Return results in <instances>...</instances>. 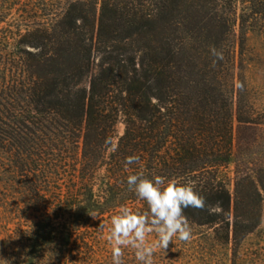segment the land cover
<instances>
[{
    "label": "trees",
    "instance_id": "1",
    "mask_svg": "<svg viewBox=\"0 0 264 264\" xmlns=\"http://www.w3.org/2000/svg\"><path fill=\"white\" fill-rule=\"evenodd\" d=\"M237 10L238 0H0V24L19 21L0 36L22 58L2 71L0 146L25 182L28 206L49 210L31 232L39 252L42 238L58 230L54 219L91 218L142 200L127 185L139 172L191 182L205 205L184 215L214 226L221 242L237 247L261 225L264 167L230 173L235 121L260 117L242 97L236 105L235 86L225 82L223 60L213 65L209 46L227 50ZM207 14L221 20L203 23ZM186 35L200 41L188 47ZM95 53L99 68L89 75ZM86 76L89 88L79 86ZM121 119L126 130L115 143ZM132 155L139 163L126 166ZM67 161L76 166L66 179H50L45 163ZM63 223L69 246L72 228Z\"/></svg>",
    "mask_w": 264,
    "mask_h": 264
},
{
    "label": "rangeland",
    "instance_id": "2",
    "mask_svg": "<svg viewBox=\"0 0 264 264\" xmlns=\"http://www.w3.org/2000/svg\"><path fill=\"white\" fill-rule=\"evenodd\" d=\"M207 10L211 14L210 4ZM13 14L14 18H18L20 11L14 9ZM208 14L202 20L203 23L213 24L221 20ZM231 19L236 20V30L227 50L219 46L217 48L214 44L209 46L216 47L224 54V79L229 87L233 84L235 86L236 105L242 97L248 111L260 117V122L235 121V153L230 163V173L232 177H236L238 170L241 173H255L260 167H264V3L238 0L237 13ZM9 23L2 22L0 28L3 30L8 25L6 30H11L19 25L16 19ZM186 36L188 47L191 43L200 41L197 37ZM5 39L0 36V65L3 66L0 67V90L5 86L3 69L10 72L11 62L17 64L22 61L13 52V45ZM28 47L38 51L35 47ZM1 49H8L9 52H1ZM94 57L96 59L89 75L96 73L99 68L101 55L95 53ZM7 78L6 83L12 79V75H7ZM79 86L89 88L90 76H86ZM1 102L4 100L1 99ZM125 130V121L121 119L117 124L115 143ZM61 155L63 159L73 160L70 154ZM10 160L9 154L0 146V264H112V244L107 240L112 216L118 214L121 207L130 208L138 214L149 213L147 202L140 200L121 205L117 210L97 213L98 218L70 214L54 219L58 230L53 235L42 238L43 249L39 252L37 249L40 247L35 245L39 236L31 232L34 231L38 217L42 218L49 210L40 207V211H37L28 206L31 195ZM75 166L76 163L67 161L58 167L51 166V162L45 163L43 167L53 176L50 179L60 176L63 181L68 176V169L73 170ZM80 173L78 170L77 175L80 176ZM42 186H45V182ZM261 211V225L237 247L233 242L219 241L214 226L189 222L192 228L191 239L185 242L174 238L175 243L170 242L166 251L160 249L153 254V264H264V200ZM64 221L72 228L69 246L64 238ZM101 223L105 225L104 228L100 227ZM147 238L149 241L155 240L156 234L151 233ZM64 248L68 249L65 252L67 257L56 260ZM122 251L123 264H140L134 249L127 247Z\"/></svg>",
    "mask_w": 264,
    "mask_h": 264
},
{
    "label": "clouds",
    "instance_id": "3",
    "mask_svg": "<svg viewBox=\"0 0 264 264\" xmlns=\"http://www.w3.org/2000/svg\"><path fill=\"white\" fill-rule=\"evenodd\" d=\"M214 57L213 65L224 59L222 51L216 47L210 49ZM242 86V85H241ZM139 156L126 158L127 165L139 163ZM129 191L147 202L149 213L138 214L132 209L121 207L118 214L111 218V228L107 240L112 244V264H123V248L135 250L136 259L140 264H153V254L157 250L166 251L174 238L189 241L192 228L184 215L187 207L203 208L205 201L194 190L191 182L181 184L174 178L156 175L145 177L143 172L127 176ZM219 205L209 207L211 213ZM93 218H98L95 212H89ZM101 228L105 225L101 223ZM156 234V239L149 241L148 235ZM175 250V249H174Z\"/></svg>",
    "mask_w": 264,
    "mask_h": 264
}]
</instances>
